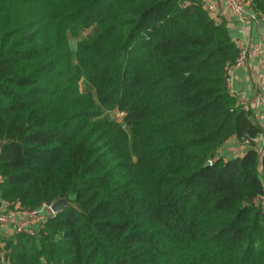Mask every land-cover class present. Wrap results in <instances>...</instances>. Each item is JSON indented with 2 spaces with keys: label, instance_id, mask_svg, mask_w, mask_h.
Returning a JSON list of instances; mask_svg holds the SVG:
<instances>
[{
  "label": "trees",
  "instance_id": "1",
  "mask_svg": "<svg viewBox=\"0 0 264 264\" xmlns=\"http://www.w3.org/2000/svg\"><path fill=\"white\" fill-rule=\"evenodd\" d=\"M241 50L204 0H0L2 198L79 206L0 234V264H264V125L229 87ZM232 138L249 143L225 159Z\"/></svg>",
  "mask_w": 264,
  "mask_h": 264
},
{
  "label": "crops",
  "instance_id": "2",
  "mask_svg": "<svg viewBox=\"0 0 264 264\" xmlns=\"http://www.w3.org/2000/svg\"><path fill=\"white\" fill-rule=\"evenodd\" d=\"M204 1L216 4L217 9L214 16L218 20L225 19L227 21L232 37L241 49L254 47L260 43L264 49V17H258L257 19L247 17L243 22L228 11L225 0ZM260 79H264V52L257 57L249 58L244 66L233 69L229 73V87L251 116L264 125V103L259 96L258 87ZM257 143L258 149L262 150L264 145L263 135L258 138ZM247 146L248 144H245V142L232 138L222 145L219 155L225 159L237 157L243 155ZM2 200L0 192V209ZM18 220L25 222L24 218ZM9 231H12L11 227H9Z\"/></svg>",
  "mask_w": 264,
  "mask_h": 264
},
{
  "label": "built area",
  "instance_id": "3",
  "mask_svg": "<svg viewBox=\"0 0 264 264\" xmlns=\"http://www.w3.org/2000/svg\"><path fill=\"white\" fill-rule=\"evenodd\" d=\"M205 2L206 8L214 14L216 12V4L214 2ZM225 5L228 11L240 21H245L247 17L251 19H257L258 16L250 9L248 4L243 0H225ZM264 52L262 44H258L254 47H245L241 50L240 56L238 57L236 63L228 67V72L231 73L233 69L237 67H242L246 64L247 60L252 57H257ZM259 96L264 103V79H260L258 82ZM249 142L246 140L245 144ZM264 201V194L259 195L255 198V203H260ZM52 203H44L36 209H25V208H14L13 204L3 199L1 202L0 209V233H7L6 230L9 227L12 231L16 232H26L30 235L37 233L41 224H45L47 218L50 215H54L51 210ZM48 216V217H47ZM19 218H24V221H19ZM42 225V226H43ZM3 264H9V261L3 259Z\"/></svg>",
  "mask_w": 264,
  "mask_h": 264
},
{
  "label": "rangeland",
  "instance_id": "4",
  "mask_svg": "<svg viewBox=\"0 0 264 264\" xmlns=\"http://www.w3.org/2000/svg\"><path fill=\"white\" fill-rule=\"evenodd\" d=\"M94 32V29L93 28H89V29H86V30H80V34L79 36L77 37H74L73 35H70V43H71V46L73 49H76V44L79 40H81L82 38L86 37L87 35L89 34H92ZM82 85V88L84 89L85 88V85L84 83L81 84ZM104 116L107 117V118H110V119H116V120H119V121H123V117H124V114L118 110H112V111H105L104 112ZM48 217V216H47ZM43 224H41L40 227H42ZM8 231V228L6 229ZM10 233V234H9ZM15 232L13 231H9L8 234L6 233H0L1 235H8V236H11L13 235Z\"/></svg>",
  "mask_w": 264,
  "mask_h": 264
},
{
  "label": "water",
  "instance_id": "5",
  "mask_svg": "<svg viewBox=\"0 0 264 264\" xmlns=\"http://www.w3.org/2000/svg\"><path fill=\"white\" fill-rule=\"evenodd\" d=\"M121 123L122 125H125L123 121H121ZM4 145H5V142L0 141V149H2ZM210 163L211 162L209 161L208 164ZM72 206L79 207L77 204L72 203V201H70L68 198H60L51 204V210L53 214L56 215V214L63 212L66 208H69Z\"/></svg>",
  "mask_w": 264,
  "mask_h": 264
}]
</instances>
